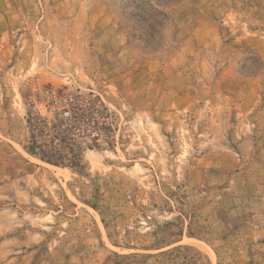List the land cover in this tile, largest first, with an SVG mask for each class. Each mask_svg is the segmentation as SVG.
Listing matches in <instances>:
<instances>
[{"label":"rangeland","instance_id":"374dc122","mask_svg":"<svg viewBox=\"0 0 264 264\" xmlns=\"http://www.w3.org/2000/svg\"><path fill=\"white\" fill-rule=\"evenodd\" d=\"M0 264H264V0H0Z\"/></svg>","mask_w":264,"mask_h":264},{"label":"built area","instance_id":"2783aa9c","mask_svg":"<svg viewBox=\"0 0 264 264\" xmlns=\"http://www.w3.org/2000/svg\"><path fill=\"white\" fill-rule=\"evenodd\" d=\"M75 95L54 85H48L35 93V101L56 112L61 118L72 117L75 107Z\"/></svg>","mask_w":264,"mask_h":264},{"label":"trees","instance_id":"16d2710c","mask_svg":"<svg viewBox=\"0 0 264 264\" xmlns=\"http://www.w3.org/2000/svg\"><path fill=\"white\" fill-rule=\"evenodd\" d=\"M60 126V125H59ZM65 138L61 137L60 142H64ZM31 151L38 155L42 160L47 161L51 164H58V163H67L69 161V157L65 155L63 151L49 149L45 147V145L39 144L35 140V136L32 135V144L30 147ZM76 161H78V158H76Z\"/></svg>","mask_w":264,"mask_h":264}]
</instances>
